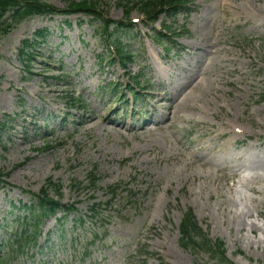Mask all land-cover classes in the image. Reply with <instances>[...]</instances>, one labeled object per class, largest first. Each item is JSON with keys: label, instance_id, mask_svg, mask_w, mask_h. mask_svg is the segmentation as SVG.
<instances>
[{"label": "rangeland", "instance_id": "rangeland-1", "mask_svg": "<svg viewBox=\"0 0 264 264\" xmlns=\"http://www.w3.org/2000/svg\"><path fill=\"white\" fill-rule=\"evenodd\" d=\"M40 1L63 12L92 7L113 21L132 8L128 24L140 22L117 35L137 57L126 72L113 66L100 23L78 13L36 17L0 37V263L218 264L181 247L179 226L193 211L231 262L264 264V22L247 9L264 8V0H191L188 14L160 15L154 26L141 0ZM164 27L169 33L157 42ZM38 31L48 38L27 63L20 51ZM210 40L219 44L203 69L212 85L181 119L177 112L171 126L156 129L171 103L153 93L197 78L196 59L205 56L198 46ZM137 81L140 99L124 88ZM222 122L245 130L232 146L213 141ZM197 158L225 167L235 188ZM43 189L77 210L43 220L36 246L25 245L33 216L24 205L34 206Z\"/></svg>", "mask_w": 264, "mask_h": 264}, {"label": "trees", "instance_id": "trees-1", "mask_svg": "<svg viewBox=\"0 0 264 264\" xmlns=\"http://www.w3.org/2000/svg\"><path fill=\"white\" fill-rule=\"evenodd\" d=\"M188 3L189 0H141L139 6H141L142 14L145 15V17L149 19L150 22H154L155 17L161 13H168L172 16L177 15L183 11V9H185V6ZM131 10L132 9L130 8L126 11L125 19L129 18L132 12ZM59 13H85L89 17H93V19L98 20L102 24V30H104V33L108 34V36L114 41L113 43L115 44L114 46L117 51V56L119 57L120 61L124 63L123 65L126 66V64L132 62L133 57L131 55H127V51L118 41V37L111 31L112 28L116 32H119L120 30H126L125 28L127 27L125 23H117L106 20L100 11L92 7L79 6L77 9L71 8L69 11L63 12L42 3L40 0H0V37L3 38L8 36L19 25L30 21L35 17H48ZM47 37V31H39L30 41H25L23 43V48L20 51L22 59L27 63H30L32 60H34V52L30 53V50L33 49L34 46L39 42H45ZM158 39H163V35L160 34ZM95 181L96 177L94 174H92L91 185L94 186ZM80 185L81 184L78 186ZM50 186L58 188L59 193V185L52 184ZM36 200V207L39 214H34L32 217V226L33 229L36 230V233L39 230L43 219L55 215L56 212L60 210H63L64 212H72L75 210L74 207L68 208L61 206L58 201H55L50 197L46 189L41 191V194L36 197ZM26 208L29 210L32 209L31 207ZM180 233L182 235L181 245L185 249L207 253L212 258L216 259L219 264H234L227 259L224 244L222 242L218 241L213 243L202 234V230L199 228L196 218L191 211L184 215L180 225ZM35 234H33V232H30L29 234V231H26L24 234L25 243H28V245L34 243L37 238V235Z\"/></svg>", "mask_w": 264, "mask_h": 264}, {"label": "bare ground", "instance_id": "bare-ground-1", "mask_svg": "<svg viewBox=\"0 0 264 264\" xmlns=\"http://www.w3.org/2000/svg\"><path fill=\"white\" fill-rule=\"evenodd\" d=\"M247 9L251 17L257 19L260 22H264V8L252 4ZM220 36L221 32L217 31L215 33V40L218 41V38ZM218 46L219 44H217V42L211 44V40L207 41V44L204 47H202L201 45L200 47L198 46V49L201 51V53H205V56L201 60H197L196 57H194V59H196V62L200 63L198 71L201 72L198 74L197 78L191 77L190 83L185 88H169V85L165 84L163 86L161 85V93H153L154 96L157 95L159 97V103L167 102L169 105L171 103L168 108L170 111L169 114L165 117H162L161 120H156V122L154 121L153 125L156 126V129H162L164 123H168L167 127L171 126V123L174 121L177 112L179 113L176 115V118L181 119V113L186 111V109L190 107V103L192 101L197 100L200 95H203L205 93L208 84L212 85V81H210L204 75L205 71L203 69L208 68L214 63V61H216L217 58L215 57L219 54ZM189 61L190 60H187V62ZM93 120H97L95 116L89 117L86 122L87 124H91ZM115 130L120 131V127L116 124ZM140 131H144V128H141ZM241 134H245V130H243L241 126H232L229 123L222 122L221 130L215 132V137H213V141L214 139L221 140L227 138L229 139V143L226 146H232L233 142L238 141V138ZM196 160L200 163L202 167L207 168L209 172L215 175L217 182L223 183L230 190H233L235 188V183L231 185L229 182L232 179V175H230V172L225 167L219 166L218 163L214 161H205L201 158H197ZM262 170H264V168H262ZM239 226L241 230H244L247 227V225L244 223H240Z\"/></svg>", "mask_w": 264, "mask_h": 264}]
</instances>
